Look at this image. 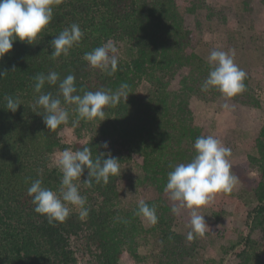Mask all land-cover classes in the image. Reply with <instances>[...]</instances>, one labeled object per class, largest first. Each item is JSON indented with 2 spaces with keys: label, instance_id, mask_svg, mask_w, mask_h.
Returning <instances> with one entry per match:
<instances>
[{
  "label": "trees",
  "instance_id": "16d2710c",
  "mask_svg": "<svg viewBox=\"0 0 264 264\" xmlns=\"http://www.w3.org/2000/svg\"><path fill=\"white\" fill-rule=\"evenodd\" d=\"M244 6L251 28L264 32V0H245ZM235 16L231 11L219 21L228 25ZM216 17L209 0H62L38 44L17 41L13 45L0 60V71L9 72L0 80V264H78L80 259L84 264H145L146 258L139 254L142 245L153 248L157 264H189L200 247L197 240L189 242L175 231L176 222H188L189 215L186 211L180 216L172 214L164 187L168 173L191 160L197 137L212 135L221 140V134L212 129L213 118L204 112L205 103L215 113L225 110L234 115L237 126L252 135L254 153L248 160L259 177L251 197L257 205L248 212L249 234L236 253V264H264V123L262 103L251 86L255 79L264 82V67L245 70L246 91L231 100L215 90L201 91L209 64L196 50L205 23ZM73 23L84 32L80 44L67 58L53 61L51 41ZM108 41L120 50L118 70L112 77L83 60L85 53ZM49 71L58 72L61 78L74 74L81 95L115 90L122 82L129 85L130 95L126 102L107 109L109 115L100 126L81 120L74 127L71 114L67 125L48 130L43 117L32 110V78ZM144 82L148 87L141 96L139 88ZM45 91L55 94L57 89L46 85ZM6 94L22 101L16 113L5 109ZM71 137L76 140L68 143ZM105 141L107 150L102 147ZM85 146L93 156L110 151L119 159L120 169L135 163L138 174L133 185L145 196V203L156 206L155 225L146 228L135 215L138 202L123 200L121 172L106 185L93 180L88 188L81 183L89 209L86 219L81 220L73 210L65 222L49 225L35 213L27 195L31 182L42 179L44 187L58 190L62 174L51 166V156L57 150ZM86 179L87 170L81 181ZM247 207L232 191L218 194L200 211H209L219 220L227 212ZM121 218L127 223L120 222ZM203 264L225 262L211 259Z\"/></svg>",
  "mask_w": 264,
  "mask_h": 264
},
{
  "label": "clouds",
  "instance_id": "9594fccd",
  "mask_svg": "<svg viewBox=\"0 0 264 264\" xmlns=\"http://www.w3.org/2000/svg\"><path fill=\"white\" fill-rule=\"evenodd\" d=\"M62 0H0V60L12 51L19 41L29 46L38 44L53 20L54 9ZM84 32L76 23L64 28L50 43V58L55 61L67 58L71 50L78 46ZM235 50H213L207 62L209 74L201 85L202 92L218 91L222 97L231 100L246 91L247 73L234 60ZM93 69H98L109 77L118 70V49L112 41L87 52L83 56ZM15 69L13 68L12 72ZM9 74L0 71V80ZM34 100L32 110L43 117L48 130H56L69 123L70 115L73 126L81 120L100 124L109 115L107 109H114L121 100L127 101L130 87L122 82L115 90L100 89L84 91L79 94L74 74L61 78L56 71L33 76ZM56 88L54 94L45 91V86ZM4 107L16 113L22 105L19 97L3 96ZM68 106H74L69 108ZM225 109L228 105H224ZM104 149H109L108 142H102ZM194 154L187 163H180L168 173L164 192L172 203L171 212L175 216L187 212L189 228L186 239L191 242L203 238L209 227L201 209L213 202L218 194H229L238 182L231 164L232 149L226 147L220 139L212 135H201L193 144ZM56 165L62 174L58 190L44 187L42 179H35L27 188V195L32 198L35 213L44 217L49 225L65 222L75 210L81 220L89 216L87 198L80 192V184L91 188L96 184H108L112 176L120 174V161L110 151L93 156L90 147L72 150L65 149L56 154ZM171 167V166H170ZM87 170L88 179L81 182V176ZM42 169L38 172L42 173ZM135 215L155 225L158 222L156 206H149L144 200L138 202ZM120 222L127 223L121 218Z\"/></svg>",
  "mask_w": 264,
  "mask_h": 264
},
{
  "label": "rangeland",
  "instance_id": "374dc122",
  "mask_svg": "<svg viewBox=\"0 0 264 264\" xmlns=\"http://www.w3.org/2000/svg\"><path fill=\"white\" fill-rule=\"evenodd\" d=\"M209 1L216 9L217 17L216 20L205 23L203 39L196 50L197 54L207 61L210 52L213 50L228 51L234 49L235 63L244 71L255 67H264V32L256 29V27L251 28V20H248L243 14L245 12V0ZM231 11H235V20H231L228 25L220 23L219 19ZM118 55H120L119 49ZM251 86L262 103L261 115L264 123V82L255 79L251 81ZM147 87L146 82L142 83L139 88V95L145 96ZM204 112L213 118L212 129L221 134V142L232 149V170L238 177V182L233 191L247 202L248 207L241 211L227 212L219 220L214 219L211 212L201 211V214L205 216L209 230L203 238L194 239L198 241L200 249L197 257L189 264H203L205 260L211 259L218 262L224 261L225 264H236V253L242 249L240 244L249 234L250 217H248V212L257 205L251 201V197H253V191L258 184L259 177L248 160V157L254 153L251 147L252 135L240 129L237 126V118L228 111L221 110L219 113H215L211 109V104L205 103ZM75 140V137H71L68 138L67 142L73 143ZM59 152L61 150H57L51 156L52 167H57L56 154ZM120 172L123 176V200L126 204L144 200L145 196L133 185L138 174L135 163L122 166ZM143 224L146 228L152 227V224L144 219ZM189 230V221L178 220L176 222V232L187 236ZM154 253L153 248L148 245H142L139 249V254L146 258L145 264H157L152 258ZM78 264H84V261L80 259Z\"/></svg>",
  "mask_w": 264,
  "mask_h": 264
}]
</instances>
